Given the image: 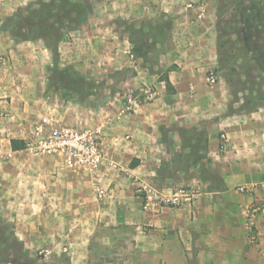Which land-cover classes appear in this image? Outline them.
I'll use <instances>...</instances> for the list:
<instances>
[{
    "label": "crops",
    "instance_id": "obj_1",
    "mask_svg": "<svg viewBox=\"0 0 264 264\" xmlns=\"http://www.w3.org/2000/svg\"><path fill=\"white\" fill-rule=\"evenodd\" d=\"M30 1L33 0H0V54L10 57V61H0V113L20 109L23 118H4L5 122L0 117V147L5 153L13 151L10 140L24 138L40 111L50 107L43 96L46 65L41 55L45 48L30 41L16 44L1 28L6 16ZM87 1L91 11L87 14L89 25L82 39L83 49H75L68 58L76 67L86 71L94 68L102 75L115 69L126 72L121 95L106 98L99 120L104 154L99 175L107 195L98 199L93 178L64 165L56 155L31 156L24 163L27 172L38 169L42 189L36 196L54 200H42V213H52V219L57 221L66 218L75 227L98 221L146 227L149 246L157 253L156 258L167 264H264V109L229 112L230 92L224 83H206L207 71L217 66L215 1ZM128 20L134 24H163L170 31L156 45L158 65L165 69L172 92L167 91L164 80L145 72V67L144 72L129 69L127 47L109 38V30ZM145 82L153 83L156 98L119 115L127 94ZM34 108L37 111L32 113ZM72 110L68 105L62 111L68 124L73 116L66 115ZM83 119L97 125L93 115ZM178 131H193L196 135L192 144L175 140ZM200 133L204 136L205 155L197 154L192 158L194 164L185 166L180 175L188 171L200 179V161H204L216 174L219 187L205 189L186 205L144 209L138 185L151 180L150 174H155L160 165L177 158L178 150L174 148H183V157L188 160L187 148L196 147L200 152ZM52 171H57L53 180ZM240 186L253 189L241 192ZM161 187L172 189L168 185ZM10 204L8 201L6 206ZM251 206L258 211L248 218ZM248 221L254 240L248 237Z\"/></svg>",
    "mask_w": 264,
    "mask_h": 264
},
{
    "label": "rangeland",
    "instance_id": "obj_2",
    "mask_svg": "<svg viewBox=\"0 0 264 264\" xmlns=\"http://www.w3.org/2000/svg\"><path fill=\"white\" fill-rule=\"evenodd\" d=\"M214 1L218 32L216 71L218 81L223 82L230 92L229 112L264 109V0H240V4L235 2L220 12H217L219 0ZM90 11L87 0H33L16 7L13 14L2 20L1 28L16 44L30 41L45 48L41 55L46 65L43 96L50 107L41 109L36 121L57 116L65 122L62 111L69 105L73 110L66 116H73L72 120L76 117L75 121L69 122L70 125L99 128L106 98L122 93V80L126 78L123 69L106 71L102 75L94 68L87 71L78 68L68 58L75 54V49H83L82 39L87 35L85 28L89 25L87 14ZM169 32L163 24L148 21L134 24L128 20L109 30L108 34L112 41L127 47L129 69L134 73L144 72L145 67V72L150 76L163 80L165 69L158 65L156 44L163 42L164 35ZM27 33L29 38H24ZM9 58L0 54V61H10ZM144 84L156 90L153 83L145 82L141 86ZM167 91L172 92V88H167ZM32 99L37 101L36 98ZM42 102L40 100L39 104ZM34 111L37 108L32 113ZM92 115L97 125L86 123L83 119ZM0 117L5 122L6 119H23L20 109L6 115L0 113ZM31 130L20 139L28 140ZM194 135L193 131H178L174 139L192 144ZM174 150H178L177 158L170 164L160 165L155 174H150L151 180L147 182H156L160 187L172 186V190L197 184L201 193L205 189L219 187L216 174L204 161H200V179L188 171L180 175L185 166L194 164L192 158L197 154L200 157L205 155L202 133L200 152L196 147L187 148L189 160L184 159L183 148ZM48 155L31 151L26 145L21 150L6 153L0 147V264H167L165 260L156 258L157 253L149 246L150 237L146 227L101 221L75 227L66 218L57 221L52 219V213H42V200L47 203L53 198L36 196L42 189L38 185L41 182L37 179L38 169L34 166L32 171H25L24 160L31 156L42 158ZM56 156L63 163L62 158ZM50 175L52 180L55 179L57 171H52ZM204 177L214 179L208 181ZM8 201L11 204L6 206Z\"/></svg>",
    "mask_w": 264,
    "mask_h": 264
},
{
    "label": "built area",
    "instance_id": "obj_3",
    "mask_svg": "<svg viewBox=\"0 0 264 264\" xmlns=\"http://www.w3.org/2000/svg\"><path fill=\"white\" fill-rule=\"evenodd\" d=\"M218 82V74L215 68H210L206 73V83L214 85ZM157 96V92L148 84L130 93L118 113L131 112L141 103L151 102ZM8 114V112H1ZM27 149L39 153H52L62 158L67 166L82 170L93 178L96 197L102 199L107 195L99 175L104 161L102 150V137L99 128H89L70 125L61 121L57 116L38 119L30 132L29 139L24 140ZM241 192H248L253 187H238ZM143 199V208L148 209L158 206L178 207L192 203L200 195V185L180 187L178 189H166L147 181L137 187ZM258 209L251 206L247 216L252 218ZM247 229L249 238L253 240L252 224L248 221Z\"/></svg>",
    "mask_w": 264,
    "mask_h": 264
},
{
    "label": "trees",
    "instance_id": "obj_4",
    "mask_svg": "<svg viewBox=\"0 0 264 264\" xmlns=\"http://www.w3.org/2000/svg\"><path fill=\"white\" fill-rule=\"evenodd\" d=\"M235 2L240 4V0H219V4L217 6V12H220V11H223V10L227 9L228 7H230L231 4H234ZM50 6H51V4H50ZM32 18H34V17H32ZM29 22L30 21H28V23ZM28 36L29 35L27 33V36H25L24 38H29ZM163 80L165 82L166 87L169 88L170 85H169V81H168L167 77L165 76ZM10 142H11L12 150H21L25 146V142L23 140H21V139H11ZM134 165H135L134 163L130 164V166H134Z\"/></svg>",
    "mask_w": 264,
    "mask_h": 264
}]
</instances>
